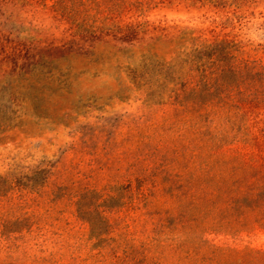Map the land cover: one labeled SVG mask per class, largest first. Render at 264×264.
<instances>
[{
    "label": "rangeland",
    "instance_id": "obj_1",
    "mask_svg": "<svg viewBox=\"0 0 264 264\" xmlns=\"http://www.w3.org/2000/svg\"><path fill=\"white\" fill-rule=\"evenodd\" d=\"M56 1L0 0V178L19 179L21 172L45 160L54 166L49 189L61 186L67 191L53 210L30 208L33 217L26 226L6 225L9 213L1 206L0 252L15 239L18 245L27 243L31 255L59 248L67 256L77 253L85 245L88 229L69 203V195L80 189L112 188L123 198L119 202L123 208L108 216L113 224L126 221L118 233L133 245L136 262H141V253L162 230L156 218L155 223L148 217L140 225L132 223L127 187L131 182L133 189H151L171 159L167 149L165 159L151 158L160 139L153 128L164 119L159 106L163 99L158 97L163 93L159 64L169 62L174 53L172 44L153 41L176 39L188 30L201 39L264 43L260 29L264 0H255L244 10L246 19L234 21L231 27L222 23L232 11L185 2L166 4L144 17L131 11L113 15L122 26L146 24L145 32L129 38L77 31L56 11ZM106 16V12L101 15ZM98 18L97 13H88L87 24L95 25ZM149 54L155 56L151 62L144 60ZM248 116L260 138L264 111L250 109ZM236 150L249 152L239 145L224 151ZM146 220L150 223L144 227ZM203 238L218 247L264 251V231L259 229L238 235L208 232ZM170 263L175 264V258Z\"/></svg>",
    "mask_w": 264,
    "mask_h": 264
},
{
    "label": "trees",
    "instance_id": "obj_2",
    "mask_svg": "<svg viewBox=\"0 0 264 264\" xmlns=\"http://www.w3.org/2000/svg\"><path fill=\"white\" fill-rule=\"evenodd\" d=\"M177 2L232 11V17L222 23L225 27L245 20L244 10L256 3L57 0L55 8L77 31L90 36L124 34L129 38L145 32L146 24L122 26L113 15L131 11L144 17L158 7ZM91 12L99 16L95 25L86 21ZM103 12L107 13L104 18ZM161 38L153 42L172 44L174 53L169 62L159 64L163 93L158 97L163 99L159 106L164 119L153 128L160 139L154 149L156 155L151 158L165 159L167 149L171 159L167 158L159 173L162 178L156 175L151 189H133L130 182L127 193L132 223L140 225L147 217L155 223L156 218L162 233L151 238L148 249L141 253V262H136L133 245L118 233L126 221L113 224L108 216L120 213L123 198L112 188L80 189L69 195V203L87 226L84 247L69 256L61 248L48 254L41 249L31 255L26 250L30 249L27 243L18 245L14 239L0 252V264H167L170 258H175V264H264V251L218 247L203 238L208 232L238 235L256 229L264 231V122L258 138L248 116L250 109L264 111V43L201 39L188 30L176 39ZM154 58L144 55L148 62ZM237 145L249 152L244 155L237 150L230 154L224 151ZM26 170L19 179L0 178V209L4 207L9 213L8 226H26L33 217L30 208L44 206L53 210L67 193L61 186L49 189L54 175L50 161H41ZM113 202L120 205L112 207ZM148 223L144 221L143 226Z\"/></svg>",
    "mask_w": 264,
    "mask_h": 264
}]
</instances>
